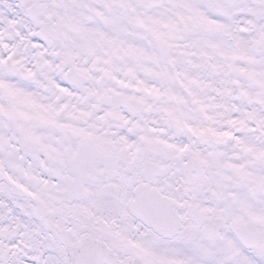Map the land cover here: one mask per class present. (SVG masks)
<instances>
[{"label":"snow or ice","instance_id":"obj_1","mask_svg":"<svg viewBox=\"0 0 264 264\" xmlns=\"http://www.w3.org/2000/svg\"><path fill=\"white\" fill-rule=\"evenodd\" d=\"M0 264H264V0H0Z\"/></svg>","mask_w":264,"mask_h":264}]
</instances>
